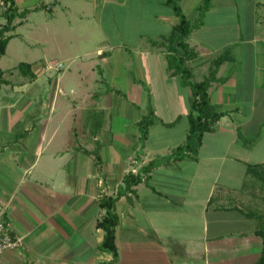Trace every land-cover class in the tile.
Wrapping results in <instances>:
<instances>
[{
    "label": "crops",
    "instance_id": "1",
    "mask_svg": "<svg viewBox=\"0 0 264 264\" xmlns=\"http://www.w3.org/2000/svg\"><path fill=\"white\" fill-rule=\"evenodd\" d=\"M14 1L19 11L36 7L51 15L62 5L38 0L22 8L23 0ZM71 1L87 3L78 13L95 19L86 32L99 36L97 44L70 47L65 71L43 72L40 63L50 59L20 61L35 77L18 75L0 85V219L21 237L20 245L4 250V264L110 262L113 254L98 248L104 231L96 226L107 197H116L118 217L112 264H255L263 243L248 215L253 177L246 170L264 163V13H257L264 0H244L243 29L236 0H211L203 23L186 39L197 54L187 61L193 81L207 77L223 52L228 57L208 88L211 105L225 113L204 133L196 155L182 159L169 155L186 139L191 92L167 68L165 47L151 39L152 46L126 49L133 58L124 62L122 50L102 38L101 19L109 3L123 7L126 0ZM147 1L167 8L150 18L168 20V35L177 17L166 0ZM210 14L216 18L213 37L193 38ZM127 66L135 67V79L125 78L132 94L122 91ZM107 76L120 81L107 89ZM150 109L154 120L141 144L137 122ZM152 160L154 167L143 174ZM128 172L139 173L141 181L123 191Z\"/></svg>",
    "mask_w": 264,
    "mask_h": 264
},
{
    "label": "rangeland",
    "instance_id": "2",
    "mask_svg": "<svg viewBox=\"0 0 264 264\" xmlns=\"http://www.w3.org/2000/svg\"><path fill=\"white\" fill-rule=\"evenodd\" d=\"M23 2V6L18 4V7L23 8L26 5H35L36 3H39L38 0H23ZM201 2L202 0H188L185 3L184 1H179V5L183 8V13L192 23H194L198 17L199 5ZM124 3L125 5L123 7H119L118 3H109L107 5L109 15L106 16V12L104 13V18L101 19V25L106 35L102 38L106 37V39L111 42V45H115L118 49L122 50L123 60L125 62L127 56L129 59L133 58V56L128 55L130 50L125 51L126 49H138L144 46H152V43L149 40H156L158 38L155 37L156 39H153V34H162L157 40L166 36L169 29V22L168 20H161V23H155L150 18V15L154 10L158 14L167 13V8H164L159 4H152L147 0H142L140 3H138L137 0H126ZM2 4L3 3H1L0 6H2ZM61 4L62 5L61 8H59V11L54 12V15L52 13L53 16L49 14L48 11L31 10L26 16L27 19H24L22 24L17 25L13 30L16 36L11 38L7 45L5 54L0 58V68L7 70L5 72L6 78L15 81L18 80L17 63L20 61L31 62L42 59H50L40 63V67L43 72L49 73L54 70L52 68H46L45 62L52 65L55 62H62L63 67L60 70L65 71L68 64L65 57L68 52H72V48L75 44H83L89 48H93L95 44H97V38L99 36L87 34L86 32L88 29L87 27L93 26L95 19L90 16L87 18L84 16L80 18L78 13L80 12L78 11L80 9L85 12L87 11L85 7H82V5L86 6L87 3L85 4L79 1L62 0ZM39 5L40 4H38V6ZM64 5L68 6V8ZM244 6V0H236L235 10L237 15H239V24L237 22L236 23L237 25H240L241 29L244 28L247 22L245 19L246 9ZM257 13L260 17L264 11L263 9H258ZM215 19L214 15L210 14L206 29H204V31H199L201 33L195 31L193 38L197 36V34L204 36L208 35L209 38L213 37V23ZM4 22L5 19L0 16V26ZM230 25L233 27V24ZM70 28H73V30H70ZM67 46L68 48H66ZM70 47L72 48L68 50ZM117 58L118 52L114 51L112 59L115 60ZM9 70L12 71V74L8 73ZM132 70H135V67L131 69L130 66H127L123 68L122 74V86L124 87L122 91L126 92V89H128L131 94V83H128L129 86H127L125 78H128V82L131 79H135L133 73L131 72ZM196 77H198V75L195 76L194 79H197ZM116 81L117 79L115 81L114 79L110 80L107 76V83H104L108 89L110 85H113ZM119 81L120 80L118 79L116 83H119ZM159 116L163 117V114H159ZM151 118L154 120L153 114ZM251 182L252 184H249V186L250 191L252 192L251 197L254 205L252 209L250 207V210H254L256 212L263 211L264 213V187L254 179H252Z\"/></svg>",
    "mask_w": 264,
    "mask_h": 264
},
{
    "label": "trees",
    "instance_id": "3",
    "mask_svg": "<svg viewBox=\"0 0 264 264\" xmlns=\"http://www.w3.org/2000/svg\"><path fill=\"white\" fill-rule=\"evenodd\" d=\"M180 0H166V4L172 9L174 15L177 17V23L172 27L170 33L163 36L160 40L151 41L153 44L163 45L166 49L165 59L167 68L172 70L180 77L181 84L188 87L191 92V100L189 112L187 114V136L183 144L177 146L169 158L182 159L187 155L195 156L201 144L204 133L211 132L214 128V123L224 115V111H217L210 103L208 97V88L212 81L216 80V69L220 63L223 62L228 56L226 51L219 55L213 62L209 71V75L201 81H193L192 71L187 66V61L194 59L197 55L192 48H190L187 38L190 33L198 28L205 17V13L211 5V0H202L199 5V13L196 21L192 23L183 13L182 7L179 5ZM5 9L3 16L5 22L0 26V58L5 54L6 47L11 38L14 37L12 33L17 24L15 19L23 20L30 13L31 10L25 8L18 10L14 0H3L2 2ZM35 7L33 10H36ZM22 22V21H21ZM19 22V23H21ZM18 75L34 78L35 74L30 69V64L26 62H19L17 64ZM7 70L0 69V85L3 83H10L12 79L5 77ZM9 74L12 71L9 70ZM152 110L150 109L147 114L141 116L137 122L139 130V140L143 144L148 134V127L153 122ZM95 161L100 163V155L97 151L92 152ZM155 165V160L150 161L143 166L141 172L148 173ZM247 175H251L253 179L264 187V163L262 164H249L246 170ZM141 181L139 173L133 174L128 172L123 177V191L131 190V187ZM116 197H107L101 201L99 205L105 209V214L98 219L96 226L104 231L103 239L99 245V250L111 252L113 259L105 264H112L117 257V247L115 244V227L118 224V217L113 210ZM249 216L253 217L256 221L255 233L262 238L261 254L256 260L255 264H264V213L263 211L256 212L251 210L248 212Z\"/></svg>",
    "mask_w": 264,
    "mask_h": 264
},
{
    "label": "built area",
    "instance_id": "4",
    "mask_svg": "<svg viewBox=\"0 0 264 264\" xmlns=\"http://www.w3.org/2000/svg\"><path fill=\"white\" fill-rule=\"evenodd\" d=\"M46 68L59 71L63 67L62 62H55L53 65L45 62ZM21 244V237L11 235L2 219H0V264H4L2 254L6 249H14Z\"/></svg>",
    "mask_w": 264,
    "mask_h": 264
}]
</instances>
